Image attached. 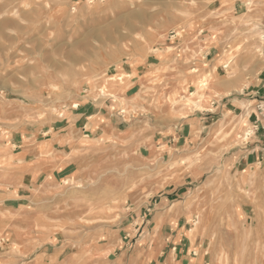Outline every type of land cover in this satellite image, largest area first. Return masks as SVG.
<instances>
[{"label":"rangeland","instance_id":"obj_1","mask_svg":"<svg viewBox=\"0 0 264 264\" xmlns=\"http://www.w3.org/2000/svg\"><path fill=\"white\" fill-rule=\"evenodd\" d=\"M263 21L264 0H0V264H264L235 104Z\"/></svg>","mask_w":264,"mask_h":264},{"label":"crops","instance_id":"obj_2","mask_svg":"<svg viewBox=\"0 0 264 264\" xmlns=\"http://www.w3.org/2000/svg\"><path fill=\"white\" fill-rule=\"evenodd\" d=\"M263 23L264 21L262 24ZM262 42V51L264 53V37ZM255 72L257 71L255 70ZM243 89L242 94H238L235 104L237 108H241V111L244 109H251L247 115L246 121L247 125H250L253 130L252 139L248 145L250 148L248 154H250V156L247 157L248 162L246 161V164L242 166L250 168L253 165L264 164L262 162L264 158V80L258 81L257 79H252L251 83L248 82ZM241 115L242 112L240 113V118Z\"/></svg>","mask_w":264,"mask_h":264}]
</instances>
